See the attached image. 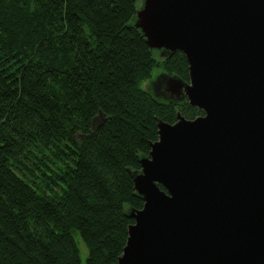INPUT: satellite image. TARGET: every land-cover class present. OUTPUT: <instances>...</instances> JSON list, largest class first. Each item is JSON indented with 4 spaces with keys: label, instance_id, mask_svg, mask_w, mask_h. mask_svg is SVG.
I'll return each instance as SVG.
<instances>
[{
    "label": "trees",
    "instance_id": "trees-1",
    "mask_svg": "<svg viewBox=\"0 0 264 264\" xmlns=\"http://www.w3.org/2000/svg\"><path fill=\"white\" fill-rule=\"evenodd\" d=\"M138 2L0 0V264H115L155 118L202 115L143 88L155 69L187 80V62L127 26Z\"/></svg>",
    "mask_w": 264,
    "mask_h": 264
},
{
    "label": "water",
    "instance_id": "water-1",
    "mask_svg": "<svg viewBox=\"0 0 264 264\" xmlns=\"http://www.w3.org/2000/svg\"><path fill=\"white\" fill-rule=\"evenodd\" d=\"M127 26L187 62V80L161 69L145 90L202 115L155 118L115 264H264V0H139Z\"/></svg>",
    "mask_w": 264,
    "mask_h": 264
},
{
    "label": "rangeland",
    "instance_id": "rangeland-1",
    "mask_svg": "<svg viewBox=\"0 0 264 264\" xmlns=\"http://www.w3.org/2000/svg\"><path fill=\"white\" fill-rule=\"evenodd\" d=\"M160 71H162V70L161 69H155V70H153V73L151 74V76L156 75ZM149 80H150V78L145 83H143V88L144 89H146V83H148ZM75 241H76V244H77L78 249H79L81 261L84 262L85 259H86V257H87V248L85 247V245L83 244V242L80 240V238L77 237L76 235H75Z\"/></svg>",
    "mask_w": 264,
    "mask_h": 264
}]
</instances>
